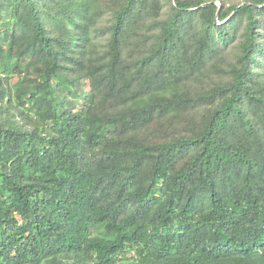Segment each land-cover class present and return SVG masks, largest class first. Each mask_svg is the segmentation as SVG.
<instances>
[{
    "label": "trees",
    "instance_id": "trees-1",
    "mask_svg": "<svg viewBox=\"0 0 264 264\" xmlns=\"http://www.w3.org/2000/svg\"><path fill=\"white\" fill-rule=\"evenodd\" d=\"M121 262L264 264V0H0V264Z\"/></svg>",
    "mask_w": 264,
    "mask_h": 264
},
{
    "label": "clouds",
    "instance_id": "clouds-1",
    "mask_svg": "<svg viewBox=\"0 0 264 264\" xmlns=\"http://www.w3.org/2000/svg\"><path fill=\"white\" fill-rule=\"evenodd\" d=\"M16 219H17L18 221H21V217H20L19 215H17V214H16ZM121 264H126V263L121 262Z\"/></svg>",
    "mask_w": 264,
    "mask_h": 264
},
{
    "label": "water",
    "instance_id": "water-1",
    "mask_svg": "<svg viewBox=\"0 0 264 264\" xmlns=\"http://www.w3.org/2000/svg\"><path fill=\"white\" fill-rule=\"evenodd\" d=\"M216 22H218V20Z\"/></svg>",
    "mask_w": 264,
    "mask_h": 264
}]
</instances>
